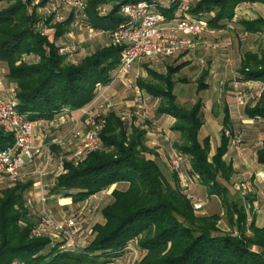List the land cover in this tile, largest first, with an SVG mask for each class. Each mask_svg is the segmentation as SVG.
I'll use <instances>...</instances> for the list:
<instances>
[{"label":"trees","instance_id":"1","mask_svg":"<svg viewBox=\"0 0 264 264\" xmlns=\"http://www.w3.org/2000/svg\"><path fill=\"white\" fill-rule=\"evenodd\" d=\"M135 1L139 0H85L84 20L94 30L108 34L123 20L121 6ZM242 2L264 4V0H198L188 5L187 12L203 16L209 28L218 29ZM0 3H4L0 8V66L6 69L4 76L13 87L18 112L27 119L51 120L65 109L78 110L94 99L96 84L108 85L115 79L120 49L111 43L78 61L59 52L58 42L72 30L74 9L58 21L48 0ZM103 7L107 8L105 13L101 12ZM40 8L48 13L40 14ZM159 10L166 20L176 19V3ZM240 22L250 32L264 29L261 17ZM42 29L51 30V36ZM181 66L168 65L164 73L147 68V77L138 78L136 84L159 99L156 114L175 119L171 130L179 136L173 147L188 160L185 173L209 195L219 197L230 230L219 228L220 213L201 215L194 211L183 193L178 171L170 165L167 176L162 170L158 151L147 144L146 128L127 124L110 112L100 131L101 148L79 162L65 160L64 173L46 190L47 195L71 197L77 204L115 183H128L125 190H112L111 201L101 209L103 222L92 225L87 245L75 251L61 250L46 236H31L36 214L27 206V199L33 183L18 181L0 187V264H111L125 255L129 242H135L142 252L137 264H264V226L255 225L253 214L248 222L255 195H243L251 208L248 211L245 204L229 195L235 171L224 160L233 134L227 111L220 145L209 157L210 139L199 137L202 101L189 107L176 103L172 78ZM238 75L239 81L264 83V51L245 53ZM199 88H203L201 80ZM243 113L263 122L264 94L253 104L246 103ZM12 142L11 135L0 128V149ZM255 155L257 163L264 165V138Z\"/></svg>","mask_w":264,"mask_h":264},{"label":"built area","instance_id":"2","mask_svg":"<svg viewBox=\"0 0 264 264\" xmlns=\"http://www.w3.org/2000/svg\"><path fill=\"white\" fill-rule=\"evenodd\" d=\"M39 1L41 0H34L35 3ZM193 1L198 0H168V3L163 6L160 0H139L123 4L121 6L123 20L108 32L109 43L120 49L115 79L125 78L134 63L140 59H172L195 51L198 38L211 30L203 16L187 12L188 5ZM48 3L56 12L58 21L63 20L65 16V13L60 11V4H63L68 9L76 11L73 27L82 26L89 34L94 31L84 20L85 0H48ZM173 3L177 4L176 19L166 20L159 8L169 9ZM106 10L107 8L103 7L101 12L105 13ZM100 33L105 32L100 30ZM66 50V46L59 48L62 54H65ZM107 88L108 85L96 84L94 99L80 108V118L83 117L85 124L91 125L90 128L73 127L67 135L45 142L46 137L36 136L35 129L46 131L50 127L59 128L65 122V113L68 110L65 109L51 120H29L18 112L13 91L6 94L0 84V128L11 135L13 140L11 145L0 149V187L23 181L29 175H33V190L27 199V206L32 208L35 202L42 206H40V214L34 217L30 235L33 237L46 236L61 250L75 251L83 248L92 236V227L87 231H82L76 216H54L44 208L48 198L46 190L47 187L54 185L56 177L64 173L65 160L71 159L79 162L90 152L101 148L100 131L105 124L110 106L109 103H105L104 98L102 99ZM261 94H264V83L259 85L257 93H253L252 90H247L245 93L238 91L236 92L237 104L244 105L248 99H253L255 102ZM134 105L140 108L137 112L146 118L148 110L142 103L138 91H136ZM224 133L229 135L228 130L224 129ZM239 143V137H235L236 149H239ZM54 146L60 147L61 150L68 147L66 150L71 153L67 157L62 152L54 150ZM169 159L171 166L180 175L183 193L192 204L194 211H200L203 202L192 194L190 185L193 180L182 171L183 155L176 150H171ZM29 164L33 167L30 172L27 171ZM260 179L264 180V173L260 174ZM43 180H49V182L44 183ZM233 188L242 194L247 189L244 182L234 183ZM141 253L133 242H129L125 247V260L121 264H137Z\"/></svg>","mask_w":264,"mask_h":264},{"label":"crops","instance_id":"3","mask_svg":"<svg viewBox=\"0 0 264 264\" xmlns=\"http://www.w3.org/2000/svg\"><path fill=\"white\" fill-rule=\"evenodd\" d=\"M160 3L162 6L166 5L168 3V0H160ZM258 17L264 18V4L260 2H242L235 7L234 15L230 20H223L221 22L220 28H210L211 32L203 33L198 38V46L195 51L187 53L185 55L173 57L171 63L163 65L162 71H160V69H157L156 66L153 65L154 63L151 61V59H140L139 61L134 63L129 73L126 75L125 79H130L132 72H136L134 78L130 79L132 80L130 81V83L132 85L131 87L135 98L136 91H138L143 104L146 105V103L153 102L155 104L154 108L156 110V107L159 103V99L152 97L151 95L141 90L137 86L136 80L140 77H147V68L152 69L158 73H164L168 65L177 66L182 64L179 71L176 72L172 78L175 81L173 93L176 96V103L180 107H189L196 101L201 100L203 103L202 115L203 109L207 108L209 103L208 113L204 116V118L202 117L203 125L199 131L200 138L208 136L210 139L211 151L209 157L213 155L216 147L220 145L223 128V119L225 116L226 109V113L229 117V120L231 121V128L233 130V134L232 137L229 139V144L227 151L224 155V160L226 162L231 163L235 171L234 178L232 179V186L229 187V195L231 199H235L237 200V202L245 204L247 211L252 208L250 214L248 215V222L251 221V214H253L255 225L257 227H263L264 180L260 179V174L264 173V165L257 163L255 155V150L261 144L262 141L260 136H258V125L261 126V121L246 117L243 113L244 105L241 106L237 104L235 97L227 94L228 92L234 94L237 89L257 87L262 83L257 80H237V77L239 76L238 69L240 67V63L243 59L244 54L247 52L264 51V29L255 32H250L245 30L240 22L244 19L253 20ZM87 33L89 34L88 31ZM92 34L96 35L101 33L100 31L94 30L89 35L91 36ZM214 37H217V42L211 40ZM219 39L222 40V44L227 45L226 51L223 50L218 52L215 49L214 46L219 45ZM61 43L64 44V42ZM107 44L108 43H106L105 45ZM208 46H212L214 47V49L210 51ZM206 54H208L209 56L207 59V65H198L203 63V57ZM163 60L166 59H162V61ZM2 71H5L4 68H2ZM204 72L205 75L202 76V73ZM230 73L233 74V81L232 85H230V89L227 90L224 87V81H226V78ZM122 79L124 78L114 79L112 82H110V84H108V88L113 84L115 80L122 82ZM200 80L203 84V88H199ZM0 84L6 94H9L13 91L12 85L7 83L5 78L4 82H2V80L0 79ZM223 84L224 86L222 87ZM183 86H191L190 94H192L193 100L189 102V105L183 104L179 101L178 92L179 90L184 89ZM208 93H214L218 95V97L216 96L213 100L211 97L206 98V94ZM129 106L135 105L133 102H131ZM80 112V109L72 111L68 110L65 113V122L59 128H51L50 130L46 131H41L40 129L36 128L35 135H42L44 137H47L50 133H54L57 134L56 136L51 138V140H54L57 139L59 136L67 135L73 127L86 129V126H84V124L86 123L84 122L85 119L83 117L80 118ZM110 112H115L116 115L122 120L126 121L127 124L133 122L131 118L124 117V114L122 112L111 108V105L109 106L108 114ZM152 118V123L155 125V128L153 131L146 129V141L150 147L158 151L160 157L161 148L168 149L172 147L171 145H173L169 143V139L166 138H170L171 141L174 143L178 140L179 135L177 132L171 130V126L175 121L172 116L167 114L158 115L155 111ZM90 127L91 125H89V128ZM240 131L242 133L241 135L243 136V138L241 139L242 143L240 144L239 149H236V132L240 133ZM56 151L59 153L61 152L60 149ZM164 156L166 158V155ZM165 158L163 160H166ZM157 160L159 164L160 162H162L159 158ZM32 168V164L27 165V171L30 172ZM183 168L185 173L186 168H188V160L186 157H184L183 159ZM26 180H32V183H34V179L31 178V175H29L23 181ZM238 182H244L246 184L247 189L244 194L249 192L255 195L256 198L251 208L248 203H245L243 201V194L233 188V184ZM120 184H122L123 187L119 188ZM127 186V182L115 183L110 186L111 188L109 189V194L111 195L112 190L115 188L119 190H125ZM190 190L195 197H197L203 202V208L202 211L199 212V214L210 215L220 213L221 219L218 222V226L222 229L230 230L227 220L224 217L225 214L223 213L219 197L216 195H209L203 185L194 181H192L190 185ZM67 198L71 202V197L63 198L57 195H48L47 199L51 200L52 203L57 206V204L62 203V199ZM54 200L56 201V203ZM83 202L84 201H81L79 203L82 204ZM46 203L50 205L48 201ZM32 212L34 213L35 211L32 210ZM221 221L223 222L222 225L219 224L221 223ZM117 261L120 262L119 259H117L115 262ZM119 264H121V262Z\"/></svg>","mask_w":264,"mask_h":264},{"label":"rangeland","instance_id":"4","mask_svg":"<svg viewBox=\"0 0 264 264\" xmlns=\"http://www.w3.org/2000/svg\"><path fill=\"white\" fill-rule=\"evenodd\" d=\"M167 1V0H166ZM4 5V3H0V8ZM51 6L49 5V8ZM71 9H68L67 7H65L63 4H60V11L63 13H67V11H70ZM39 13L42 15H46L48 12L47 9L44 8H40ZM44 33H47L48 35L51 36L52 31L48 30V29H44L43 30ZM211 40L217 42V37L212 38ZM64 42V44H62L61 42L59 45L61 46H66L67 50H66V54L68 56V58L72 61H78L80 58H82L83 56H85L86 54L92 52L93 50H95L97 47H100L102 45H105L106 43H109V36L106 33H101V34H96V35H89L87 33V31L84 29V27H73L72 25V30L69 33V35L62 40ZM222 40L219 39V45L214 46L215 49L219 52V51H226L227 45L222 44ZM214 47L212 46H208L209 50H213ZM220 49V50H219ZM208 51V50H207ZM208 54H206L203 57V63L198 64V65H207V59H208ZM24 59L26 60H32L33 58L31 56H24ZM151 61L154 63L153 65L156 66L157 69H160V71L163 70V65L165 64H169L171 63L172 59H166L163 60L161 58H155V59H151ZM2 66H0V79L2 80V82H4V78H5V71L6 69L4 68V72L2 71ZM136 72H132L131 74V78L133 79L135 76ZM176 77V76H175ZM233 74H229L226 78V81H224V84L222 85V87L224 86L227 90L230 89V85H232V79ZM235 77V76H234ZM130 78V79H131ZM6 79V78H5ZM130 79H122V82L115 80L113 82V84L104 92V95L102 97V99H105V103H109L111 105V108H114L120 112H122L124 114L125 117H131V119L133 120V122L136 125H140L150 131H153L155 128V125L152 123V117L155 113V104L152 103H146V107L148 110V115L146 118H143L142 115L137 112L139 111L138 109L140 108H136L135 106H129L131 104V102L135 103V95L132 91V85L130 83ZM183 90H179L178 92V96H179V101L183 104H187L189 105V102H191L193 100V96L191 93V86H183ZM247 90H252L253 93H257L259 90V86L257 87H250L247 89H237L235 91L234 94L231 93H227L230 96L235 97L236 100V92L241 91L242 93H245ZM218 97V95L216 94H206V98H212L215 99V97ZM101 99V101H102ZM143 103V102H142ZM237 103V101H236ZM246 103H254L253 99L250 100H246ZM240 105V104H239ZM245 105V104H244ZM243 106V105H241ZM209 110V103L207 108L203 109V115L202 117L204 118V116L208 113ZM136 111V112H135ZM134 112V114H133ZM261 126L258 125V136H260L261 140H263L264 138V123L260 122ZM84 126H86V129L89 128V124H84ZM51 129V127H50ZM49 129V130H50ZM236 137H239L240 139V144L242 143V138L243 136L241 135V131L236 132ZM49 134V133H48ZM57 134H52L50 133L45 139V142H50L51 138L56 136ZM61 135V134H60ZM63 135V134H62ZM169 139V143L173 144V142L171 141L170 138ZM260 140V139H259ZM172 147L168 148V149H164L161 148L160 149V157L159 159H161L162 162H160V166L162 168V170L164 171V173L168 176V166L171 165L170 163V159H169V153L171 152V150H175L173 145H171ZM54 150H58L60 149V151L63 153V155L65 156H69L71 151H67L66 149H68V147L65 148V150H61L60 147L58 146H54ZM166 155V158L165 156ZM166 160H163V159ZM165 164H164V163ZM181 167H183V162L181 163ZM31 178H33V175H31ZM234 178V176H233ZM232 178V179H233ZM44 183H48L49 180H43ZM123 187L122 184L119 185V188ZM111 187H108L107 189H104L96 194H93L92 196H89L86 200H84V202L81 203H77V204H73L72 200L70 202V200L67 199H62L61 200V204H57L54 205L52 203L51 200H46V202L48 201L50 203V205H48V203H45L44 208H46L47 210H49L54 216H62V215H67V216H76L77 221L79 226L81 227L82 231H87L89 230L90 227H92V225L94 223L97 222H103V217H102V213H101V209L108 204L111 201V195L109 194V189ZM111 191V190H110ZM240 192V191H238ZM241 193V192H240ZM193 194V193H192ZM242 194V193H241ZM194 195V194H193ZM244 195V194H243ZM64 198V197H63ZM56 200V199H55ZM54 200V201H55ZM56 203V201H55ZM42 205L39 204H33V207L31 208L33 211H35L34 213L36 215L40 214V209ZM203 208V206H202ZM202 211V209L200 210ZM200 211H197L196 213L199 214ZM220 225L223 224V222L221 221V223H219ZM220 228V227H219ZM222 231H229L227 229H222L220 228ZM133 245H135V242H133ZM142 256V253L140 254V257ZM120 262L122 263L125 260V255L123 257H121ZM120 262H115L114 264H119Z\"/></svg>","mask_w":264,"mask_h":264}]
</instances>
